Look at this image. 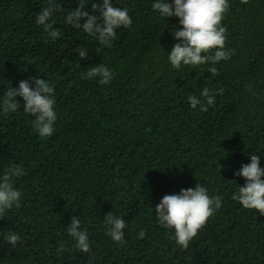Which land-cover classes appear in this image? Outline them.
<instances>
[{
  "label": "trees",
  "instance_id": "16d2710c",
  "mask_svg": "<svg viewBox=\"0 0 264 264\" xmlns=\"http://www.w3.org/2000/svg\"><path fill=\"white\" fill-rule=\"evenodd\" d=\"M49 2L0 0V103L20 81L34 88L31 78L46 79L58 117L54 134L41 138L22 98L16 112L0 109V176L13 166L26 173L13 179L20 206L0 218V264H264V215L232 198L251 155L264 168V0H229L222 25L231 59L179 70L168 55L182 26L153 10L157 0H111L133 23L117 29L110 48L65 23L79 0H55L61 37L52 41L36 23ZM92 3L102 0H87L84 10L95 14ZM101 64L113 73L109 84L84 76ZM204 88L223 94L207 111L193 109L189 95L203 101ZM197 184L222 197L221 207L185 250L155 206ZM110 212L127 223L123 243L108 234ZM73 216L88 253L67 232ZM9 232L21 237L14 247Z\"/></svg>",
  "mask_w": 264,
  "mask_h": 264
},
{
  "label": "clouds",
  "instance_id": "9594fccd",
  "mask_svg": "<svg viewBox=\"0 0 264 264\" xmlns=\"http://www.w3.org/2000/svg\"><path fill=\"white\" fill-rule=\"evenodd\" d=\"M248 3V0H241ZM87 0H79L77 7L69 11L65 23L82 30L89 36L95 37L105 47H112L116 39V31L121 27H131L132 18L128 8L114 7L111 0H102V3H92L95 14L85 11ZM153 10L162 18L177 17L180 30H174L173 36L178 41L173 45L168 55V61L174 69L181 66L198 67L215 65L224 60L231 59L234 50L226 49L227 29L222 25L225 14L230 5L229 0H157L152 4ZM62 11L55 0H50L49 5L42 8L36 18V23L43 27L52 41L61 37L59 29L54 27L52 20L54 13ZM96 13H99L97 15ZM83 21V22H81ZM81 59L88 58L86 48L77 47ZM208 71L213 76L218 75L217 68L211 66ZM84 76L88 79L99 78L100 84L111 83L113 73L105 65L93 66ZM35 84L33 88L28 80L19 82L18 87H9L3 93L0 109L3 114L14 113L21 107L17 98H22L23 111L35 117L32 121L35 130L41 138H49L54 132L57 120L55 110V88L46 79L31 78ZM223 89L215 93L204 88L202 101L195 95H189L188 101L193 109L199 105L201 111H207V106L215 104L216 95H222ZM250 163L241 166L236 173L242 176L246 183L239 186L238 192L233 195V200L238 201L244 209H255L264 215V168L260 167V156L251 155ZM222 167V165H219ZM26 175L21 166L8 168L0 176V218H4L6 210L14 206L19 207L22 192L14 187V178ZM222 197L210 196L207 188L197 184L195 188L181 189L179 194L165 195L155 206L157 220L161 227L174 229L176 243L187 250L190 242L197 236L198 231L206 226L210 217L221 207ZM105 223L109 226L108 234L118 243L124 242V229L127 227L125 219L110 213L105 216ZM67 232L75 240V247L82 253L90 252L88 233L81 230V222L72 217ZM145 232L139 233L143 239ZM5 239L13 247L20 242L21 237L9 232Z\"/></svg>",
  "mask_w": 264,
  "mask_h": 264
}]
</instances>
